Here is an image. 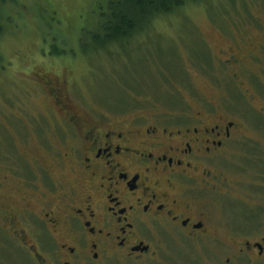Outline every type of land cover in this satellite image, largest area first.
Wrapping results in <instances>:
<instances>
[{"label": "flooded vegetation", "instance_id": "1", "mask_svg": "<svg viewBox=\"0 0 264 264\" xmlns=\"http://www.w3.org/2000/svg\"><path fill=\"white\" fill-rule=\"evenodd\" d=\"M216 51L195 113L55 97L59 129L21 157L27 179L0 177V246L19 264H264V32Z\"/></svg>", "mask_w": 264, "mask_h": 264}, {"label": "rangeland", "instance_id": "2", "mask_svg": "<svg viewBox=\"0 0 264 264\" xmlns=\"http://www.w3.org/2000/svg\"><path fill=\"white\" fill-rule=\"evenodd\" d=\"M109 2L4 0L9 33L0 40V177L28 176L21 157L36 151V135L59 129L60 105L87 114H123L128 106L144 113L182 110L191 103L194 113L201 110L219 72L214 61L206 68L211 56L233 37L254 41L264 32V0H204L155 18L130 41L83 56L82 26L97 25ZM62 96L66 101L55 106ZM247 120L256 122L251 114ZM4 259L19 264L0 246Z\"/></svg>", "mask_w": 264, "mask_h": 264}, {"label": "trees", "instance_id": "3", "mask_svg": "<svg viewBox=\"0 0 264 264\" xmlns=\"http://www.w3.org/2000/svg\"><path fill=\"white\" fill-rule=\"evenodd\" d=\"M202 1L204 0H110L107 8L99 9L97 25L82 26L78 39L81 54L84 56L90 51L94 54L107 46L112 48L130 41L155 18L168 15L184 5ZM4 7V0H0V40L5 33H9L8 15L3 13ZM1 63L0 54V65Z\"/></svg>", "mask_w": 264, "mask_h": 264}]
</instances>
